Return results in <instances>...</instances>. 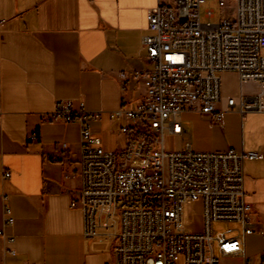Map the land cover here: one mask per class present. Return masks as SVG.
Here are the masks:
<instances>
[{"label": "built area", "instance_id": "1", "mask_svg": "<svg viewBox=\"0 0 264 264\" xmlns=\"http://www.w3.org/2000/svg\"><path fill=\"white\" fill-rule=\"evenodd\" d=\"M215 1L233 8L218 23L201 21L205 0H157L148 10L143 46L153 66L134 72L143 100L109 113L111 122L123 120L121 149L103 147L89 124L100 119L98 112L74 111L69 102L57 101L44 118L80 126L72 206L83 214L86 253L108 257L106 264H220V258L264 264V250L257 263L245 255V237L264 235L249 226L244 190V161L258 153L198 152L189 145L168 150L165 144L180 136L186 110L216 121L225 111L264 113V0ZM225 75L236 77L234 92L225 91ZM126 80L121 73L122 92ZM223 100L225 108L218 110ZM4 214H10L7 205ZM220 223L237 229L214 231ZM89 242L106 243V252L88 253Z\"/></svg>", "mask_w": 264, "mask_h": 264}, {"label": "crops", "instance_id": "2", "mask_svg": "<svg viewBox=\"0 0 264 264\" xmlns=\"http://www.w3.org/2000/svg\"><path fill=\"white\" fill-rule=\"evenodd\" d=\"M156 4L0 0V264L107 263L104 255L86 253L83 214L72 206L79 188L80 126L44 118L57 101L69 102L74 111L98 112L100 119L89 124L103 147L124 146L123 120L111 122L109 113L143 100L134 72L153 66L143 37L147 12ZM121 73L127 77L123 92ZM224 88L234 92L236 77L225 75ZM224 108L223 100L217 109ZM174 142L173 150L189 145L198 152L258 153L244 161V190L249 226L264 232V113L225 111L216 121L186 110ZM6 171L9 178L3 177ZM105 244L89 242L87 252H106ZM262 250L264 235L245 237L247 259L257 263ZM224 260L242 264L235 258H220V264Z\"/></svg>", "mask_w": 264, "mask_h": 264}, {"label": "rangeland", "instance_id": "3", "mask_svg": "<svg viewBox=\"0 0 264 264\" xmlns=\"http://www.w3.org/2000/svg\"><path fill=\"white\" fill-rule=\"evenodd\" d=\"M207 11L213 12L212 18L206 17ZM232 13H233L232 7L227 6L224 8H220L218 3L215 0H205V3L200 7V18L203 23H208V22L218 23L221 18H224L226 16H231ZM165 144L168 150L173 149L177 145V143L174 142L172 139H167L165 141ZM193 208L196 209V213H197L196 221L198 224L199 222H201L198 204L195 203L193 205ZM229 228L237 229L236 225L232 223H220V224L213 226L214 231H216V229L224 230V229H229ZM222 264H240V263L237 260H224Z\"/></svg>", "mask_w": 264, "mask_h": 264}]
</instances>
